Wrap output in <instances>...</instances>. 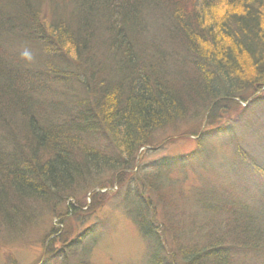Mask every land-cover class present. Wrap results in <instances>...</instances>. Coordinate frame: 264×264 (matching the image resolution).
I'll return each instance as SVG.
<instances>
[{"label":"trees","instance_id":"16d2710c","mask_svg":"<svg viewBox=\"0 0 264 264\" xmlns=\"http://www.w3.org/2000/svg\"><path fill=\"white\" fill-rule=\"evenodd\" d=\"M162 7L174 17L171 30L185 36L184 51L196 54L195 70L184 63L171 74L164 61L170 53L156 50L155 38L142 39L145 27L139 18L150 13L157 19L154 12ZM174 55L182 63L192 59L184 52ZM200 73L207 78L204 85L189 78ZM183 89L187 97L210 98L208 124L224 117L222 110L237 113L196 138L197 149L189 155L164 158L152 171L145 170L138 152L147 149L166 122L194 105L183 108ZM250 89L254 92L247 94ZM253 105L260 110L264 105V0H0V226H15L28 211L25 202L49 203L90 171L106 170L115 175L103 187L124 190L121 205L154 246L149 264H169L161 256L158 236V225L165 223L155 214L161 204L168 229L175 233L180 223L174 222L172 202L163 192L168 173L206 158L203 153L213 146L216 132L233 133L236 189L245 194L249 174L256 178L251 185L262 184L258 195L253 204L240 198L226 207L209 201L201 186L197 204L212 215H235L222 220L221 230L230 221L238 233L249 232L251 244L260 249L255 256L259 263L253 264H264V159L258 160L255 152H264V122L261 116L244 114ZM6 122H13L15 130ZM96 134L103 135L110 149L94 142ZM26 152L29 159L24 160ZM77 207L69 204L65 214L71 216ZM91 229L71 240L79 246L78 262L85 263L90 254ZM175 242V253L189 264L205 261L204 251L212 259L209 264H244L236 261L217 230Z\"/></svg>","mask_w":264,"mask_h":264},{"label":"rangeland","instance_id":"374dc122","mask_svg":"<svg viewBox=\"0 0 264 264\" xmlns=\"http://www.w3.org/2000/svg\"><path fill=\"white\" fill-rule=\"evenodd\" d=\"M157 10L158 12H154V15L158 16L157 19L151 18L150 13H145V17L139 18V24L145 27L141 34L142 39L145 35L155 38L156 50L163 49L162 51L166 54L170 53V56L166 57L164 61L168 64L171 74L175 73L173 70L175 65L180 68L185 65L184 63H186V67L195 70L193 66L198 64L196 65L197 60L192 57L196 54L184 51L183 37L185 36L171 30L174 17H168L169 12H165L167 9L164 7ZM106 32L105 30L104 34L102 33V39L107 37ZM178 52H184L187 59L192 58L191 61L188 60V62L184 58L183 63L180 62L174 55ZM198 59L200 61L199 57ZM181 69L183 72L184 69ZM202 75L200 73L189 78L192 81H198V85H204L207 78ZM67 79L70 80V78ZM58 84L62 85V82ZM251 89L247 91V94L254 92ZM185 90L180 92L183 97L181 105L184 106L183 108L190 107L192 103L194 105L183 116H177L172 121L166 122L162 126L163 128L151 136L147 149H141L142 151L138 152L145 165V170L152 171L155 164L164 158L168 160L169 157L177 155H189L194 149H197V142L200 140L198 137L202 136L205 131H215L220 124L226 122L224 120L233 119L237 113L229 109L222 110L220 114H223L224 117L220 116V119L213 123L214 125L208 124L206 119L208 116H205V113L209 108L210 98L203 96L196 100L197 94L187 97V94L184 93ZM263 107L264 105H261V110ZM261 110L259 106L253 105L251 110L244 114L250 119L256 115L257 117L261 116V120L264 122V112H259ZM6 125L10 131L16 128L13 122H6ZM193 132H196V135L192 134ZM216 134L213 146L203 153L206 158L192 159L190 164H186L185 169L177 167L168 173L169 179L163 187V192L166 195L165 199L172 202L174 222L180 223L179 227L176 224L175 233L168 229L161 204L158 205L155 214L158 222L165 223L162 227L158 225V236L162 248L161 256H164V260L169 264H189V261L175 253L178 250L175 240L189 242L190 239H193V234L203 235L211 230L221 232L224 239L223 244L230 246V251L234 254L236 261L244 264H246L245 260L247 264L259 263L255 256L260 249L251 244L252 239L248 238L249 232L238 233L239 229H236L233 222L230 221L227 223L228 226L221 230L222 220H229V217L235 215L229 214L226 210L227 215L224 213L212 215L206 213L197 204V199L203 197L200 191L201 186L206 187L209 201L218 202L227 207L226 203H234L240 198H243L244 202L251 200L252 202H250L253 204L255 195H258L257 186L262 185L260 182L258 185H251L256 178L246 174L244 182H249L244 186L246 193L242 194L236 189V179L234 178L236 174L231 165L236 152L234 134L222 135L217 132ZM212 136L214 134L209 138ZM96 137L94 142L100 147L106 146L102 134H96ZM247 141L250 143L249 138ZM77 144L81 145V143ZM246 144L245 142L244 145ZM250 144L254 148V144ZM106 147L110 149L109 146ZM110 147L113 149L111 145ZM212 148L215 149L212 151L215 152L214 154L211 152ZM255 152L258 160L262 161L264 152L259 148L255 149ZM26 159H29L27 152L24 156V160ZM124 159L128 160L129 158L127 156ZM227 172H231L229 177H227ZM114 175L115 173L106 170L99 173L90 171L89 174L73 182L71 188L62 193L64 196L55 195L46 204L33 201L25 202L28 211L22 213L20 221H15V226L11 228H7L6 225L0 226V264H36L38 262H42L41 264H149L154 253V246L144 238L138 226L126 214L125 207L121 205L124 190L113 185L107 187L102 185ZM12 196L8 199L14 198ZM153 196L154 194H152ZM24 201L25 198L17 201L18 205L23 204ZM198 203L200 204L199 201ZM69 204L79 206L71 216L65 214ZM55 209L57 212H54ZM235 209L237 210L238 207ZM190 219L193 222L190 223ZM91 227L89 233H92L93 245L90 254L86 256V262L81 263L78 262V256L81 255L79 246L71 245V240ZM51 231H53L52 236H49ZM67 233L69 237L65 241ZM173 253L176 257L174 259ZM205 253L204 251L201 255L205 261L195 260L194 264L195 262L209 264L212 259L208 258ZM233 254L230 256L234 259Z\"/></svg>","mask_w":264,"mask_h":264},{"label":"bare ground","instance_id":"6f19581e","mask_svg":"<svg viewBox=\"0 0 264 264\" xmlns=\"http://www.w3.org/2000/svg\"><path fill=\"white\" fill-rule=\"evenodd\" d=\"M262 220L264 221V214L262 215Z\"/></svg>","mask_w":264,"mask_h":264}]
</instances>
